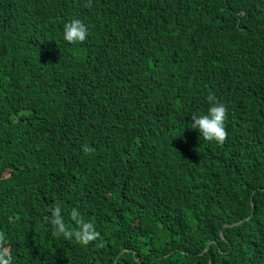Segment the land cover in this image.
<instances>
[{
    "label": "trees",
    "instance_id": "1",
    "mask_svg": "<svg viewBox=\"0 0 264 264\" xmlns=\"http://www.w3.org/2000/svg\"><path fill=\"white\" fill-rule=\"evenodd\" d=\"M210 96L221 144L188 127ZM0 251L264 264V0H0Z\"/></svg>",
    "mask_w": 264,
    "mask_h": 264
},
{
    "label": "clouds",
    "instance_id": "2",
    "mask_svg": "<svg viewBox=\"0 0 264 264\" xmlns=\"http://www.w3.org/2000/svg\"><path fill=\"white\" fill-rule=\"evenodd\" d=\"M87 35L88 30L79 19H72L65 22L63 25V39L69 43L83 42ZM209 101L210 104L206 113H192L190 115L191 123L188 127L197 130L199 137L204 141H214L217 144H221L225 141L227 135L225 130L226 108L224 104L216 102L214 97L210 96ZM48 222L52 226L53 233L57 237L62 236L67 239L74 235L66 228L59 207L52 209ZM95 236L96 233L93 231L92 225L83 224L82 235H78L77 239L81 244H87L90 240H93ZM10 262L11 257L6 252L0 251V264H10Z\"/></svg>",
    "mask_w": 264,
    "mask_h": 264
},
{
    "label": "water",
    "instance_id": "3",
    "mask_svg": "<svg viewBox=\"0 0 264 264\" xmlns=\"http://www.w3.org/2000/svg\"><path fill=\"white\" fill-rule=\"evenodd\" d=\"M251 199H252V203H253V197Z\"/></svg>",
    "mask_w": 264,
    "mask_h": 264
}]
</instances>
